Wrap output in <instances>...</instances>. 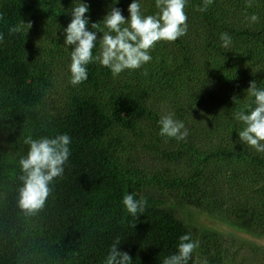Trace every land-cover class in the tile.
Returning a JSON list of instances; mask_svg holds the SVG:
<instances>
[{
  "label": "trees",
  "instance_id": "1",
  "mask_svg": "<svg viewBox=\"0 0 264 264\" xmlns=\"http://www.w3.org/2000/svg\"><path fill=\"white\" fill-rule=\"evenodd\" d=\"M84 2L98 31L111 7L127 18L132 0ZM76 3L0 0V264H103L116 237L133 264H163L185 233L199 241L189 264H242L234 236L179 211L264 238V153L239 141L243 125L234 118L253 99L250 83L264 87V0H214L206 12L202 0H187L185 36L157 42L149 63L117 77L93 62L88 80L72 87V46L62 33ZM140 3L145 15L159 11L155 0ZM18 23L24 30L9 35ZM222 33L231 36L227 48ZM169 113L189 129L186 140L160 135ZM65 132L72 144L64 173L44 208L27 215L18 206L24 141ZM130 192L148 202L136 220L121 203Z\"/></svg>",
  "mask_w": 264,
  "mask_h": 264
},
{
  "label": "clouds",
  "instance_id": "2",
  "mask_svg": "<svg viewBox=\"0 0 264 264\" xmlns=\"http://www.w3.org/2000/svg\"><path fill=\"white\" fill-rule=\"evenodd\" d=\"M113 5L119 0H112ZM187 0H155L159 10L153 15H145L140 0H132L128 5L129 16L126 18L118 7H111L103 20V28L98 30L102 36L98 38V23H90L89 5L84 0L73 4L71 21L63 30L64 44L71 47L70 63L68 65L69 84L77 87L88 80V66L98 62L117 77L125 70L141 69L152 60L150 50L159 41L175 42L185 36L188 31L187 15L184 11ZM214 0H202L201 12L208 11ZM251 7V0H248ZM258 16L252 14L251 22H256ZM30 27L31 24L29 23ZM25 25L18 23L8 28L9 35L22 32ZM4 34L0 33V41ZM222 46L227 48L231 36L222 33ZM99 42L98 54H93ZM247 95L253 98L245 105V110L234 113V118L243 125L238 131L239 141L248 145L256 152L264 153V87L255 81L250 83ZM234 103L239 99L233 98ZM254 105V106H253ZM174 113L164 115L160 120V135L184 141L189 135V129L182 120L175 119ZM29 146L27 154L19 161L22 172L19 188L18 206L27 215H34L42 210L51 195V185L64 173L65 166L71 156L72 137L68 133H59L54 137H27L24 141ZM121 203L127 213L136 220L138 215L146 212L147 198H136L134 192L125 194ZM134 226V225H133ZM120 237H116L109 246L103 264H133L132 256L127 251L119 249ZM199 248V241L193 240L190 233L179 237L176 251L163 260V264H189L193 253ZM200 264H208L206 258Z\"/></svg>",
  "mask_w": 264,
  "mask_h": 264
},
{
  "label": "rangeland",
  "instance_id": "3",
  "mask_svg": "<svg viewBox=\"0 0 264 264\" xmlns=\"http://www.w3.org/2000/svg\"><path fill=\"white\" fill-rule=\"evenodd\" d=\"M170 111L171 109L168 108ZM147 160V159H146ZM155 160L151 157L149 165H154ZM181 216L187 219L189 222L195 223V225L206 230H218L224 235H232L237 239V245L243 247V253L238 256V260L241 262V258L246 260L242 264H264V238L257 237L250 232L238 230L227 223L203 214L195 209L186 208L179 211Z\"/></svg>",
  "mask_w": 264,
  "mask_h": 264
}]
</instances>
